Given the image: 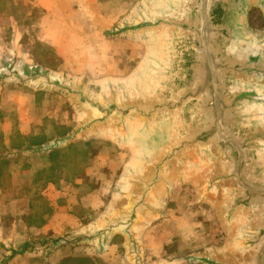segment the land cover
<instances>
[{"label":"rangeland","instance_id":"374dc122","mask_svg":"<svg viewBox=\"0 0 264 264\" xmlns=\"http://www.w3.org/2000/svg\"><path fill=\"white\" fill-rule=\"evenodd\" d=\"M163 1L100 0L99 29L89 24L88 14L73 16L90 26L86 36L99 46L89 47L90 40L86 39L82 57L74 56L73 64L64 65L51 47L37 40L40 37L34 23L42 17L35 11L38 9H31L32 5L22 0H0V24L15 23L24 31L22 44L31 59L23 64L15 60L0 69V122L11 123L5 134L0 130L1 154L6 151V140L9 146L21 150L34 147L45 151L46 140L65 138L87 117L64 92L22 81L27 73L41 71L71 85L84 83L86 91L95 96H106L102 90L126 94L141 87L145 75L159 60L160 41L150 31L131 32L125 28L145 18ZM246 26L254 44L264 50V7L259 3H250ZM11 27L3 33L6 41L13 37ZM154 145L153 136L137 130L125 135L114 129L113 134L103 135L92 130L70 144L55 143L59 147L44 159L33 156L35 160L22 153L10 159H2L1 155L0 169L7 174L2 199L21 201L22 208L30 211L26 217L35 224L44 220L50 210L41 196L46 179L60 178L58 186L69 188L64 193L71 198L70 209L60 207L55 237L28 233V239L22 240L18 239V231L13 237L12 224L8 223L11 217L5 215L3 221L9 224V230L0 239V264H123L124 249L119 247L122 236L115 237L106 250L107 244L100 247L94 241L76 242L73 234L94 229L97 221L90 220L109 219L119 209L125 193L132 188L128 178L143 173L144 160L152 154ZM39 168L50 170V175H42ZM64 170H69L68 174ZM82 170H91V174L84 178ZM184 170L160 189L152 202L156 212L147 215L136 230L141 262L186 264L190 259L199 262L203 256L215 257L217 251L225 255L230 252L234 227L222 220L217 197L203 190L196 161L192 160ZM82 180L81 184L73 183ZM65 199L59 203L63 205Z\"/></svg>","mask_w":264,"mask_h":264},{"label":"water","instance_id":"95a60500","mask_svg":"<svg viewBox=\"0 0 264 264\" xmlns=\"http://www.w3.org/2000/svg\"><path fill=\"white\" fill-rule=\"evenodd\" d=\"M252 2L264 7V0H164L127 26L157 32L160 56L141 87L126 94L95 96L84 83L41 71L21 78L64 92L87 114L58 144L100 126L122 135L135 128L155 141L143 173L128 178L132 188L121 207L74 241L119 234L140 264L138 226L156 212L160 189L195 160L203 190L217 197L222 220L234 227L231 254L199 262L264 264V50L247 30Z\"/></svg>","mask_w":264,"mask_h":264},{"label":"crops","instance_id":"0c3cea01","mask_svg":"<svg viewBox=\"0 0 264 264\" xmlns=\"http://www.w3.org/2000/svg\"><path fill=\"white\" fill-rule=\"evenodd\" d=\"M22 1L26 5L31 4L32 5L31 9L33 8L38 9L35 11L42 15V17L37 19V21L34 23V27L37 29V32L40 37V39L37 38V40L51 47L54 54H56L58 57L62 59V63L64 65L66 63L70 64L71 62L73 64L74 56L82 57L83 51L81 48H84L87 46L86 39L90 40V43L88 44L89 47L99 46V44L93 42L92 39L86 36L85 32L89 30L90 26L81 24L83 22L81 20L74 19L73 16L75 17L79 15L80 13L88 14L87 19H90L89 24L93 23L95 24L94 29L96 28L99 29L101 12H99L98 6H99L100 0H22ZM5 12L6 11H4L2 14H5ZM65 17H67L66 20L64 19ZM79 18H82V17H79ZM7 27H11L10 32L13 34L12 35L13 37L9 41H6V38H3L4 37L3 33L7 29ZM104 30H106V28H104ZM23 34H24V31L20 30V28H18L15 25V23L12 25L9 24L8 26H3L2 24H0V69L6 66L7 63L14 62L15 60L16 62L22 63V64L28 63L31 60L30 52H27L26 49H24V45L22 44ZM71 56H72V59H70ZM63 57L66 58V61L63 59ZM0 123H1L0 130L2 131L3 134H5L7 131H9L8 128H10L11 123L8 120H2ZM58 140H59L58 137H54L53 139L46 140L45 142L48 143V146L46 145L45 151L44 150H40V151L34 150V147L33 148L23 147L24 149L21 150V148H15L14 146H9L10 142L6 140L4 142L6 151L3 154H1L0 152V156L2 155L1 156L2 159L4 158L10 159L16 154L18 155V157H20V154L22 153L23 155H26V156L30 155L31 158H34L37 156V159H44L47 157L46 155L52 153L54 149L59 147V146H55V143H57ZM45 142L42 143L41 146L45 145L46 144ZM67 144H70V143H67ZM49 145L51 147L50 149L48 148ZM41 169L43 168H39V170L42 172V175L44 174L43 172H46L45 175H50V172H49L50 170H41ZM64 171H66L67 174L69 172V170H64ZM5 174H6V170L0 169V239L5 238L6 236L5 232L6 230H9L10 223L12 224L10 228H11V231L13 232V237H16L19 234L18 239H22V240L28 239V233H31L33 235H38V236H45V237L47 236V238L55 237V235L57 234V231H54V230L57 228L56 224L59 223L57 221V216L60 213V209H61L60 207H63L62 209L64 208L70 209L68 201H69V198L71 197H67V194L64 193V192H67L69 188L67 187L63 188V187L58 186V183L61 180L60 178H57L58 180L56 178L54 179L50 178L44 181L46 188H44V190L41 192V196L47 202L46 206L50 208V210L46 211L48 214L45 216L44 220L42 219V221L35 224L33 221H31L30 219L26 217L28 216L30 211L28 212L27 210H24L22 208L21 201L20 202L5 201L2 199L3 198L2 192L6 191L5 184L3 183L5 180ZM10 174L12 175V172ZM90 174H91V170H82V177L84 178L88 177ZM83 181L84 180H82V182L74 181L73 183L74 185H76V183L81 184L83 183ZM10 183L11 185H15L14 181ZM20 184L21 183L16 184V185H19L18 187L19 190L21 189ZM87 197L91 198L89 195ZM64 198H66L65 199L66 203L64 202L63 205H61L59 202L60 200ZM122 204H120V207ZM5 215L8 218L11 217V219H9L8 221L9 223L8 225H5V221H3V220H6ZM103 219L105 218H102V219L96 218V219L90 220V222L95 221V220L97 221V223L93 226V228H95L99 224V222L102 221ZM66 221H72V220L66 219ZM17 231H18V234H17ZM50 231L53 232L52 235L50 234ZM85 231L86 232H78L77 234H73V237L78 238L81 235L89 232L87 231V229H85ZM115 237L116 238L119 237V234H114L108 238H104L103 240L94 241V242L100 244V247H104L107 244L106 250H108L110 249V246H112V240L115 239ZM89 243H93V242H89ZM119 247H122L124 249V256L122 257L123 264H134L129 254L128 248L126 246L124 237L122 238V241L119 243ZM151 249L152 251L155 250L154 247H152ZM141 250H140L141 252L140 255L142 258ZM156 250H158V248H156ZM231 252H232V246L230 248V252L228 253V255H230ZM222 253L223 252L221 251H217V254H213V255L228 256ZM190 260L191 261L186 264H202L199 262L192 261V259ZM140 264H167V263L165 262H161V263L141 262ZM175 264H178V263H175Z\"/></svg>","mask_w":264,"mask_h":264},{"label":"bare ground","instance_id":"6f19581e","mask_svg":"<svg viewBox=\"0 0 264 264\" xmlns=\"http://www.w3.org/2000/svg\"><path fill=\"white\" fill-rule=\"evenodd\" d=\"M150 31V30H149ZM151 33H152V35L153 36H155L156 37V39H157V41H160V38H159V35H158V33L157 32H155V31H150ZM154 64V66L156 65V63H153ZM150 73V72H149ZM148 76H149V74H146L145 75V77H144V81L148 78ZM143 81V82H144ZM142 82V83H143ZM141 83V84H142ZM102 92L103 93H106V95L107 94H109V91H105V90H102ZM151 127V126H150ZM131 130H136L135 128H132V129H130V131ZM95 131H96V133H100V134H104V133H111V134H113V129L110 127V126H100L99 128H97V129H95ZM233 225V224H232ZM233 227V226H232ZM232 231V230H231Z\"/></svg>","mask_w":264,"mask_h":264}]
</instances>
